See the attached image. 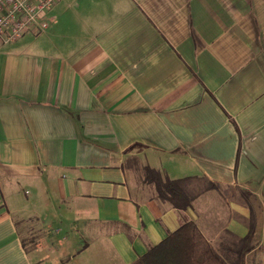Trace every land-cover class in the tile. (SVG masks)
<instances>
[{"label": "crops", "instance_id": "0c3cea01", "mask_svg": "<svg viewBox=\"0 0 264 264\" xmlns=\"http://www.w3.org/2000/svg\"><path fill=\"white\" fill-rule=\"evenodd\" d=\"M47 15L0 36V264H130L185 219L228 264H264V0ZM27 217L51 229L30 247Z\"/></svg>", "mask_w": 264, "mask_h": 264}, {"label": "trees", "instance_id": "16d2710c", "mask_svg": "<svg viewBox=\"0 0 264 264\" xmlns=\"http://www.w3.org/2000/svg\"><path fill=\"white\" fill-rule=\"evenodd\" d=\"M177 180L169 179L162 194L177 208H187L190 199ZM252 235V229L249 232ZM130 264H228L213 248L197 224L185 219L181 226ZM236 264H245L239 252Z\"/></svg>", "mask_w": 264, "mask_h": 264}, {"label": "built area", "instance_id": "2783aa9c", "mask_svg": "<svg viewBox=\"0 0 264 264\" xmlns=\"http://www.w3.org/2000/svg\"><path fill=\"white\" fill-rule=\"evenodd\" d=\"M58 0H0V36L14 41L27 31L49 26L48 9Z\"/></svg>", "mask_w": 264, "mask_h": 264}, {"label": "rangeland", "instance_id": "374dc122", "mask_svg": "<svg viewBox=\"0 0 264 264\" xmlns=\"http://www.w3.org/2000/svg\"><path fill=\"white\" fill-rule=\"evenodd\" d=\"M23 237L27 246H33L34 239L36 238L37 243L40 241L41 235L44 236L45 232H49L50 225H47L44 221L36 220L33 217H27L24 219ZM48 238H52L50 233L47 234ZM232 254V253H228ZM236 254V253H234Z\"/></svg>", "mask_w": 264, "mask_h": 264}]
</instances>
